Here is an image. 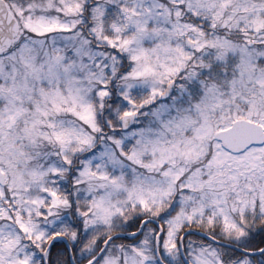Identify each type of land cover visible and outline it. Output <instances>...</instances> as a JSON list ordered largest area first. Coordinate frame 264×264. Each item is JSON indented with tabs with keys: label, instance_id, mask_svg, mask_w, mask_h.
Listing matches in <instances>:
<instances>
[{
	"label": "snow or ice",
	"instance_id": "obj_1",
	"mask_svg": "<svg viewBox=\"0 0 264 264\" xmlns=\"http://www.w3.org/2000/svg\"><path fill=\"white\" fill-rule=\"evenodd\" d=\"M0 264H264V0H0Z\"/></svg>",
	"mask_w": 264,
	"mask_h": 264
}]
</instances>
